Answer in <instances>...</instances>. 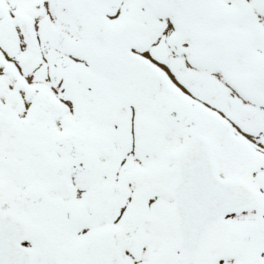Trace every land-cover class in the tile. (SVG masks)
<instances>
[{"label": "snow or ice", "instance_id": "obj_1", "mask_svg": "<svg viewBox=\"0 0 264 264\" xmlns=\"http://www.w3.org/2000/svg\"><path fill=\"white\" fill-rule=\"evenodd\" d=\"M0 264H264V0H0Z\"/></svg>", "mask_w": 264, "mask_h": 264}]
</instances>
